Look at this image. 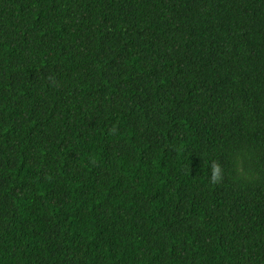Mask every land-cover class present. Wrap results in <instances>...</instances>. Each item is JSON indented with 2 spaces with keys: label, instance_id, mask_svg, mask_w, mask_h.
<instances>
[{
  "label": "trees",
  "instance_id": "obj_1",
  "mask_svg": "<svg viewBox=\"0 0 264 264\" xmlns=\"http://www.w3.org/2000/svg\"><path fill=\"white\" fill-rule=\"evenodd\" d=\"M0 264H264V0H0Z\"/></svg>",
  "mask_w": 264,
  "mask_h": 264
},
{
  "label": "clouds",
  "instance_id": "obj_2",
  "mask_svg": "<svg viewBox=\"0 0 264 264\" xmlns=\"http://www.w3.org/2000/svg\"><path fill=\"white\" fill-rule=\"evenodd\" d=\"M215 171H218V169H216Z\"/></svg>",
  "mask_w": 264,
  "mask_h": 264
}]
</instances>
